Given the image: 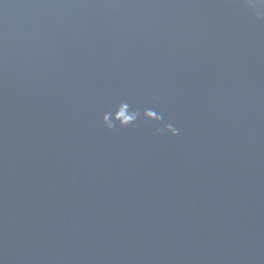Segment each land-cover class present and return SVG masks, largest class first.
<instances>
[{
	"label": "water",
	"instance_id": "95a60500",
	"mask_svg": "<svg viewBox=\"0 0 264 264\" xmlns=\"http://www.w3.org/2000/svg\"><path fill=\"white\" fill-rule=\"evenodd\" d=\"M0 264H264V4L0 0Z\"/></svg>",
	"mask_w": 264,
	"mask_h": 264
},
{
	"label": "clouds",
	"instance_id": "9594fccd",
	"mask_svg": "<svg viewBox=\"0 0 264 264\" xmlns=\"http://www.w3.org/2000/svg\"><path fill=\"white\" fill-rule=\"evenodd\" d=\"M260 3L264 4V0H260ZM125 107H126V105H125ZM149 115H151V112H149ZM134 118H135L134 115L130 116L129 120H128V123H131L134 120ZM107 127L109 128V130H111L112 128L115 127V125L110 124ZM121 127L122 128L123 127H127V123L121 124ZM166 127L172 131V135L173 136H176L178 134V129L173 127L172 125H167Z\"/></svg>",
	"mask_w": 264,
	"mask_h": 264
}]
</instances>
